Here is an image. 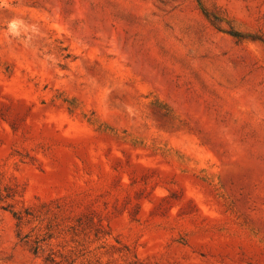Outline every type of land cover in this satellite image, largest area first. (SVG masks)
Listing matches in <instances>:
<instances>
[{"label": "rangeland", "instance_id": "obj_1", "mask_svg": "<svg viewBox=\"0 0 264 264\" xmlns=\"http://www.w3.org/2000/svg\"><path fill=\"white\" fill-rule=\"evenodd\" d=\"M0 196V264H264V0H0Z\"/></svg>", "mask_w": 264, "mask_h": 264}, {"label": "trees", "instance_id": "obj_2", "mask_svg": "<svg viewBox=\"0 0 264 264\" xmlns=\"http://www.w3.org/2000/svg\"><path fill=\"white\" fill-rule=\"evenodd\" d=\"M0 197H1L0 199L3 198L2 196H0ZM6 197H7V196H6ZM12 214H13V216H14L17 220H20V219H21L20 214H18L17 212H13ZM36 243H37V242H36ZM38 249H39V247H38V246H35V247H34V253H37V252H38ZM50 261H53V260H50Z\"/></svg>", "mask_w": 264, "mask_h": 264}]
</instances>
